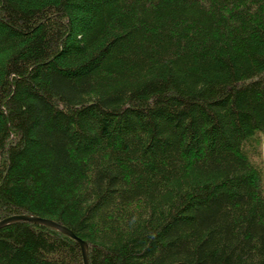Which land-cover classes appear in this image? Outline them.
Listing matches in <instances>:
<instances>
[{
    "label": "trees",
    "instance_id": "1",
    "mask_svg": "<svg viewBox=\"0 0 264 264\" xmlns=\"http://www.w3.org/2000/svg\"><path fill=\"white\" fill-rule=\"evenodd\" d=\"M89 264H264V0H0V220ZM0 264H84L16 220Z\"/></svg>",
    "mask_w": 264,
    "mask_h": 264
},
{
    "label": "water",
    "instance_id": "2",
    "mask_svg": "<svg viewBox=\"0 0 264 264\" xmlns=\"http://www.w3.org/2000/svg\"><path fill=\"white\" fill-rule=\"evenodd\" d=\"M16 220H28L32 222H37L45 225H49L52 227L57 228L58 230L68 234L70 237L76 239L78 243L80 244L81 250H82V257H83V263L84 264H89V259H88V243L86 240L82 239L74 231H72L70 228L62 225L61 223L54 221L50 218L46 217H41V216H35V215H30V214H14L10 215L2 220H0V227L16 221Z\"/></svg>",
    "mask_w": 264,
    "mask_h": 264
}]
</instances>
